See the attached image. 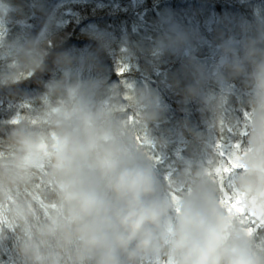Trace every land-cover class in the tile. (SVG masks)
<instances>
[{
    "label": "clouds",
    "instance_id": "9594fccd",
    "mask_svg": "<svg viewBox=\"0 0 264 264\" xmlns=\"http://www.w3.org/2000/svg\"><path fill=\"white\" fill-rule=\"evenodd\" d=\"M23 16L17 0H0V93L9 106L0 119V264H264V7L222 35L211 68L195 55L194 34L170 16L152 48L157 59L185 57L187 83L173 78L170 87L199 102L209 130L228 127L231 84L243 85L246 146L233 148L241 167L223 177L217 169L231 165L222 144L200 134L206 166L159 173L166 108L147 85L109 83L100 53L111 54L113 41L103 33H93L96 53L57 52L56 75L35 94L21 92L52 56L51 21L37 35H13ZM120 47L127 71L135 51Z\"/></svg>",
    "mask_w": 264,
    "mask_h": 264
},
{
    "label": "trees",
    "instance_id": "16d2710c",
    "mask_svg": "<svg viewBox=\"0 0 264 264\" xmlns=\"http://www.w3.org/2000/svg\"><path fill=\"white\" fill-rule=\"evenodd\" d=\"M24 8L25 23L12 29L13 35H37L51 21L52 56L49 68L19 86L26 94L42 90L43 81L56 75L52 58L57 52L68 51L80 57L96 53L99 43L93 33H103L113 41L111 54L100 53V65L109 83L124 87L131 83L147 85L161 96L166 108L165 118L157 135L168 142V147L156 154V163L162 176L175 175L185 163L206 166L209 154L196 140L200 134L213 145L221 143L229 154L247 141L248 110L241 107L245 95L243 85L234 81V95L226 108L223 131L209 130L207 116L201 112L198 101L185 102L179 89L170 85L173 78L183 84V55L168 54L156 58L152 54L154 41L161 34V20L172 17L197 38L195 55L211 68L217 60L216 45L222 35L230 34L234 22L252 18L254 7H264V0H17ZM122 42L135 51L136 61L128 70L118 67V53ZM90 75H94L91 73ZM5 93H0V119L9 115ZM228 129H231L230 131ZM230 155V154H229Z\"/></svg>",
    "mask_w": 264,
    "mask_h": 264
},
{
    "label": "snow or ice",
    "instance_id": "6c2138e0",
    "mask_svg": "<svg viewBox=\"0 0 264 264\" xmlns=\"http://www.w3.org/2000/svg\"><path fill=\"white\" fill-rule=\"evenodd\" d=\"M220 147H221V153H220L221 157H227V165H231V167L223 166L222 168L217 169L218 175L223 177V175L230 174V172L233 169L241 167V165L238 163L239 158L236 157L234 153L229 155L228 152L225 150V148L222 145ZM234 147L236 149H239L240 146H239V144H236ZM221 190L224 191L223 181L221 184ZM223 202L229 205L230 210L237 208V205H239V203H240L239 198H237L235 200V202H233L231 196L226 192H225V200ZM240 211L242 212L243 210L240 209Z\"/></svg>",
    "mask_w": 264,
    "mask_h": 264
},
{
    "label": "rangeland",
    "instance_id": "374dc122",
    "mask_svg": "<svg viewBox=\"0 0 264 264\" xmlns=\"http://www.w3.org/2000/svg\"><path fill=\"white\" fill-rule=\"evenodd\" d=\"M239 148L242 150L241 146H240ZM232 150H233V149H229V154H230V155L232 154Z\"/></svg>",
    "mask_w": 264,
    "mask_h": 264
}]
</instances>
